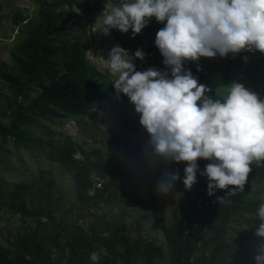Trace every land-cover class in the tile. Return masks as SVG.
<instances>
[{"label":"trees","instance_id":"trees-1","mask_svg":"<svg viewBox=\"0 0 264 264\" xmlns=\"http://www.w3.org/2000/svg\"><path fill=\"white\" fill-rule=\"evenodd\" d=\"M124 2L126 0H114L113 5ZM35 4L39 6V14L35 18L29 19L21 12L17 14V25L26 22V36L18 44L13 63L0 67L1 88L10 91L12 95V98L3 96L1 117L5 122H0V149L9 141L18 151L32 152L36 147L44 146L45 143L34 136L33 130L39 128L37 115L45 119H50V115L78 118L89 115L96 109L107 113L114 109L120 118L127 121L135 113L126 95L117 94L112 84L101 83L103 75L89 63L80 40L67 38L68 28L64 23L68 21V16L62 9L68 7L75 12L74 8L77 7L80 9L79 14L90 13L93 3L89 0H35ZM56 8L60 11L55 10ZM165 24L166 22L158 23L153 18L135 38H132L131 30L128 33H121L116 29L110 31L115 41L132 56L138 48L145 54H155L160 52L154 43L156 33ZM163 59L160 55L155 66L167 69ZM139 61L140 59L134 60L137 71ZM231 64L232 58L229 57L225 66L228 83L232 81V76L227 74ZM206 95L222 99L213 91L206 92ZM121 135L123 134H119ZM133 145L132 147L135 146ZM54 150L61 151L60 148ZM58 161L63 162L64 157L61 156ZM209 162L199 160L200 170L203 171ZM116 167L101 161L82 163L74 178L79 200L93 201L94 205L107 203L110 199L109 190L115 179L98 191L95 197H89V177L91 173L110 175ZM184 167L183 162L171 164V169L178 170L182 177ZM251 167L252 171L243 191L229 196L225 190H218L215 195L209 196L206 177L197 173V183L193 186L194 195L187 205L181 199L179 210L182 216L168 228L158 225L166 242L170 264H190V256L197 249L200 254L196 264H227V225L237 217L247 221L246 229L238 233L237 247L253 244L250 262L255 264L254 256L261 243L260 238L255 235V229L260 223L256 212L259 204L264 201L255 196L253 189L264 182V162ZM162 168L163 164L156 162L151 170L159 174ZM0 185L11 190L17 197L34 196L44 204L38 208L37 213L31 215L23 204L13 205L0 200V213L10 210L24 217H32L35 223L34 226L24 225L15 242L6 238L0 229V264H91L89 255L92 252L99 255L98 264H119L120 261L130 264L131 251L136 248L125 236L124 225L112 224L108 218L89 220L84 235L77 225L68 226L63 221L54 223V210L60 200L53 198L54 182L42 172L29 182L7 184L0 178ZM217 197H225V200L220 202ZM200 198L205 199L202 209L198 208ZM83 217L78 216V219ZM129 223L131 222L127 224ZM164 256L158 246L152 245L145 252V264H151L155 259L162 260Z\"/></svg>","mask_w":264,"mask_h":264},{"label":"rangeland","instance_id":"rangeland-1","mask_svg":"<svg viewBox=\"0 0 264 264\" xmlns=\"http://www.w3.org/2000/svg\"><path fill=\"white\" fill-rule=\"evenodd\" d=\"M89 1L93 3L90 13L78 14L68 7L62 9L68 16V21L64 23L68 28L67 38L79 39L89 63L102 73L101 83L113 84L117 77L108 71L106 59L111 48L120 44L115 41L111 31L106 34L107 27L103 25L102 19L97 18L105 8L111 9L114 0ZM19 12L33 19L39 14V6L35 4V0H0V67L13 63L18 44L26 36V22L21 25L15 23ZM21 30L24 33H21ZM160 55V52L146 54L145 58L139 61L138 70L144 71L154 67L170 72L169 69L155 66ZM129 56L132 55L129 53ZM229 57L232 58V64L227 74L232 76L231 83L234 81L241 83L264 100V54L259 51L241 52L235 56L229 54L227 58L201 57L197 62L186 61L184 68L191 70L199 84L205 85L217 96L224 98L231 86L226 79L225 71ZM3 96L12 98L10 91L2 89L0 83V122H5L1 117ZM131 107L134 108V105ZM139 119V115L134 113L127 121L123 120L114 109L110 113L96 109L89 115L78 118L50 115V119H45L37 115L39 128L33 130L34 136L45 145L28 152L18 151L11 141L5 143L0 149V178L7 184L16 181L29 182L42 172L46 178L54 182L53 198L60 200L54 210L55 224L63 221L68 226L77 225L85 235L89 220L108 218L112 224L124 225L125 236L136 248L131 251L130 264H145V252L152 245L158 246L165 256L162 260H153L151 264H170L166 242L158 225L168 228L182 216L179 210L181 199L185 200L187 205L195 189L192 187L191 190H186L182 183L183 177L180 175L181 180L175 182L174 188L167 195H161L157 189L159 181L164 179L162 171L157 174L143 165L135 164L134 145L137 144L135 136L140 126ZM145 133L149 138L146 130ZM57 148L61 151L54 150ZM61 156L64 157L63 162L58 161ZM155 160L159 162L156 156ZM94 161L116 166L123 163L128 165L126 173L116 177L109 190L110 199L105 204L94 205L93 201L79 200L76 195L74 178L78 168L84 162ZM171 164L166 165L169 171H173ZM253 191L255 196L264 201V182ZM0 200L13 205L23 204L31 215L37 213L39 207L44 206L39 198L26 195L17 197L3 185H0ZM78 216L84 217L78 219ZM42 221L45 222L44 219ZM128 222L131 223L127 224ZM246 222L237 217L227 225L225 236L229 245L227 264H252L250 257L253 244L247 243L241 248L237 247L238 233L246 229ZM26 224L34 226L33 218L24 217L10 210H3L0 213V229L11 242L16 241L18 232ZM119 264L124 263L120 261Z\"/></svg>","mask_w":264,"mask_h":264},{"label":"clouds","instance_id":"clouds-1","mask_svg":"<svg viewBox=\"0 0 264 264\" xmlns=\"http://www.w3.org/2000/svg\"><path fill=\"white\" fill-rule=\"evenodd\" d=\"M74 11L80 13L77 7ZM153 18L166 21L154 43L170 72L154 67L137 71L134 60H143L145 52L138 48L129 56L127 49L115 45L106 59L108 71L117 77L112 84L115 92L134 105L149 134L148 147L159 162L185 164L186 190L197 183L199 172L207 179L209 196L218 190L227 196L243 191L251 166L264 162V100L235 81L224 98L214 99L184 63L241 52L264 54V0H126L105 8L97 19L107 27L106 34L131 30L135 38ZM201 159L210 161L203 171ZM162 176L157 191L167 195L181 177L178 170L167 168ZM256 216L260 223L255 235L261 243L254 261L264 264V203ZM89 259L98 264L100 257L92 252Z\"/></svg>","mask_w":264,"mask_h":264},{"label":"built area","instance_id":"built-area-1","mask_svg":"<svg viewBox=\"0 0 264 264\" xmlns=\"http://www.w3.org/2000/svg\"><path fill=\"white\" fill-rule=\"evenodd\" d=\"M140 124V123H139ZM139 130L137 131V144L135 143V151H134V157H135V164L137 165H143L147 168H153L156 164L155 156L153 155L152 149L148 147V136L145 133V129L140 125ZM163 168L161 171H163L166 168V165L164 163ZM128 169V165L121 164L116 167L113 173L110 175H99L97 173H91L90 174V182L91 186L87 191V195L89 197H95L97 192L100 190H103L112 180L116 179L117 176H122L126 173ZM205 206V199L200 198L198 200V208L202 209ZM187 237V235H185ZM200 250L197 249L191 256H190V264H196L197 258L199 257Z\"/></svg>","mask_w":264,"mask_h":264}]
</instances>
